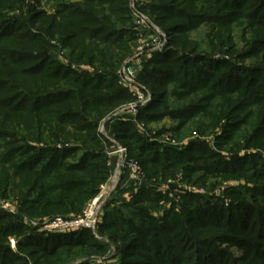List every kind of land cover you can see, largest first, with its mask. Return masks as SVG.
<instances>
[{
	"label": "trees",
	"instance_id": "obj_1",
	"mask_svg": "<svg viewBox=\"0 0 264 264\" xmlns=\"http://www.w3.org/2000/svg\"><path fill=\"white\" fill-rule=\"evenodd\" d=\"M126 3L79 0L60 3L49 15L33 10L31 22L44 15L38 32L0 11V197L10 188L19 197L16 214L0 209V264H65L79 250L104 251L90 229L43 232L24 220L82 212L110 173L96 128L105 113L132 99L107 48L118 45L126 53L134 39ZM149 11L168 23L170 41L144 62L139 80L152 98L135 118L169 117L176 121L175 133L195 119L201 132L219 131L212 147L201 139L171 147L146 139L131 120H115L110 129L149 181L181 169L193 183L206 175L246 182L229 191L227 207L187 194L179 214L166 211L161 219L140 213L143 204L165 199L142 185L124 202L127 216L107 211L99 231L123 238L118 264H264V0H154ZM200 23L217 29L213 38L227 51L235 48L232 26L244 25L246 46L235 60L214 59L185 38ZM176 41L179 47H171ZM53 47L68 48L73 61L97 64L95 73L59 63L46 53ZM248 58L254 62L245 64ZM169 84L176 86L171 94ZM45 137L61 147L48 146ZM69 138L76 143L70 145ZM88 145L93 149L81 148ZM10 236L16 250L8 244ZM232 246L245 257H234Z\"/></svg>",
	"mask_w": 264,
	"mask_h": 264
},
{
	"label": "rangeland",
	"instance_id": "obj_2",
	"mask_svg": "<svg viewBox=\"0 0 264 264\" xmlns=\"http://www.w3.org/2000/svg\"><path fill=\"white\" fill-rule=\"evenodd\" d=\"M78 1L79 0H0V11L6 17H14L24 20V22L30 27V30L38 32L40 29H43L44 15L37 16L38 19L36 18L31 22L29 20L30 17H28L30 12L33 10L43 11L49 15L54 13V10L60 3H74ZM153 1L154 0H126L130 17L129 24L133 31L132 33L134 34V39L128 43V51L126 53L122 52L118 45H115L114 47L107 46V48L112 51L114 56L113 59L116 60L112 64H119L116 66V75L123 67H133V87L141 93L143 99L148 97L149 101L152 98V94L148 87H146L145 84L139 80L140 71L142 70L144 62L155 53L162 52L167 46H169L170 41L164 30L168 23H160L156 19L155 15L149 11V5ZM243 27L244 25L241 24L232 26L231 38L235 48L229 51L233 54L226 53L229 52L227 51V45L223 43L219 44V42L213 38L217 29L211 27L210 24L200 23L194 29L189 31L188 34L185 35V38H189L190 41L192 40L200 52L211 53L214 59L231 58V60H235L236 55H238V53L246 46V40L244 39L242 33ZM246 33L247 36H249V33ZM51 42L55 44L56 41L55 39H52ZM28 47L30 46L28 45ZM171 47H179L177 41ZM59 49L53 47L47 50L46 53L52 54L53 58H55L59 63H64L66 67H75L76 69H73L77 71H90L95 73V69L98 67L97 64L92 65L86 61H73L70 57L68 48L64 47V49ZM253 62V58H248L244 61L245 64H251ZM175 88V84H169L167 86L170 94L175 90ZM126 89L131 94L132 99L120 102L115 108L111 109L108 113H105L102 119L99 120L96 128V134L101 142L100 150L103 151L106 156V164L110 168V173L107 179L99 185L97 194L92 199L85 202L82 206V212L80 211L77 214H83L86 205L98 198L97 208L99 225L104 222V216L107 211L112 214L118 211L119 214L127 216V213H125L127 208L124 207V202H129L133 193H135L142 185L152 187L157 194L165 197V199H159L157 205L149 203L143 204L142 209L139 210L142 216H147L149 214L154 218L161 219L166 211L171 210L173 211H171L173 214H179L183 206L182 197L187 194L200 196L202 202L204 203H219L225 207L229 206L232 201L231 197L228 195L229 191L235 186L245 183L246 180L244 178H220L206 175L203 177V182L198 181L193 183V180L188 181L184 178L183 172L180 169L176 172V174L166 175L165 177H152L150 178V181L145 179L144 170L141 164L136 158L129 155L128 148L117 139L115 134L110 129L109 123L115 120H131L135 124L139 133L146 139L151 141L155 140L161 146L168 145L171 147H183L191 139L206 140L212 147L213 136L217 131H219V129L216 128L213 131L206 129L204 132H201L202 129L195 126V123L198 122H196L195 119L194 122L191 121L185 128L178 133H175L172 132L171 129L176 125V121L169 117L157 122L138 121L135 118L137 110L139 107L148 103V101L144 104L138 103L141 102V99L138 98L135 91H131L128 88ZM131 107L134 109H131ZM45 138L47 139V142L44 143L48 146L56 145L57 147H61V142H58V140H52L47 137ZM67 142H69L70 145H74V143H76V141L72 138H69ZM36 145L45 146L43 143H37ZM81 148L93 149V146L88 145ZM243 152L244 151H241V154ZM78 153L81 154V151H78ZM227 153L228 152L223 151V154L226 155ZM262 156L264 160V150L262 151ZM132 166L137 168L139 173L138 178H134L132 176L130 169ZM18 198L17 190L10 188L4 198L0 197V201L9 203V205L13 208V211L10 213L16 214L19 207ZM77 214L69 212L70 217L68 218H71L73 215H76L77 217ZM45 218L51 219L52 217L45 216ZM37 219L38 218L25 217L24 221H26L29 226H32L31 222L34 221L42 223V220L39 221ZM47 219H43V221ZM98 224L90 230L92 231L96 241L104 245V251L96 252V250H93V252H87L79 250L74 253L73 257L69 261L66 260L65 264H82L83 262H88L89 264H118L123 260V238L118 234H112L108 231L100 232ZM201 231L202 230L198 232V230H196L195 234H202ZM8 240L10 248L16 250V238L14 236H10ZM12 240L14 241V245L11 243ZM230 251L236 258L245 257V254H243L241 248L239 247L232 246ZM23 255L25 256L24 253ZM28 264L33 263L28 260ZM42 264H58V262L51 263L50 261H47L46 263L42 262Z\"/></svg>",
	"mask_w": 264,
	"mask_h": 264
},
{
	"label": "built area",
	"instance_id": "obj_3",
	"mask_svg": "<svg viewBox=\"0 0 264 264\" xmlns=\"http://www.w3.org/2000/svg\"><path fill=\"white\" fill-rule=\"evenodd\" d=\"M117 77H118L119 83L123 87L128 88L131 91L132 90L135 91V94L138 95L139 99H141V102H138V103L144 104L147 101H149L148 97L146 99H143L141 93L133 87V83H134L133 67L131 66L123 67L118 72ZM132 107L131 109H134ZM130 169L132 172V176L134 178H138L139 173H138L137 168L135 166H132V168ZM97 204H98V198L88 203L86 207L84 208L83 214L77 217L65 218L61 216H56L51 219L41 221L42 223H39L38 221H34V222H31V224L32 226H35V227L38 226L39 230L45 231V232H68V231H75V230H82V229H93L98 224ZM0 209L8 211V212L13 211L12 206L9 205V203H6L4 201H0ZM11 243L12 245H14L13 240L11 241Z\"/></svg>",
	"mask_w": 264,
	"mask_h": 264
}]
</instances>
